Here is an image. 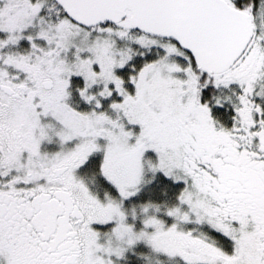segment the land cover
<instances>
[{
    "label": "snow or ice",
    "instance_id": "snow-or-ice-1",
    "mask_svg": "<svg viewBox=\"0 0 264 264\" xmlns=\"http://www.w3.org/2000/svg\"><path fill=\"white\" fill-rule=\"evenodd\" d=\"M0 264H264V0H0Z\"/></svg>",
    "mask_w": 264,
    "mask_h": 264
}]
</instances>
